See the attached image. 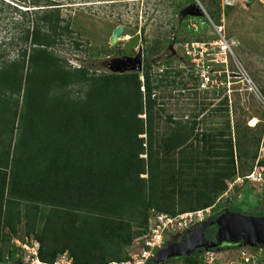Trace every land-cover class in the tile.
<instances>
[{
  "label": "trees",
  "instance_id": "16d2710c",
  "mask_svg": "<svg viewBox=\"0 0 264 264\" xmlns=\"http://www.w3.org/2000/svg\"><path fill=\"white\" fill-rule=\"evenodd\" d=\"M192 2L179 0L174 13ZM200 3L215 24L232 6ZM57 8H18L24 18L32 17L19 35L24 46L15 58H0V264L19 263L23 250L9 242L28 237L38 242L42 262L52 263L63 251L73 264L126 260L134 239L147 231L151 209L175 215L210 206L219 213L223 204L216 199L230 182L246 175L256 160L264 165V156L258 157L264 145L259 121L245 128L250 133L241 131L230 122L226 100L218 109L225 117L221 127L199 130L196 115L190 120L168 115L173 125L158 129L155 91L185 86L177 80L181 71L168 69L169 60L152 75L151 57L163 49L160 42L142 49L140 70L97 72L71 65L56 53L65 39H72L73 51L90 57L133 54L136 43L129 50H90L88 41L73 37ZM184 20H193L197 29ZM201 24H209L204 14H184L163 42L173 44L184 30L197 31ZM235 184L243 185L240 197L223 202L226 209L264 214V188L259 193L246 179ZM251 197L253 204L247 202ZM242 203H248L244 212ZM202 253L167 264H204Z\"/></svg>",
  "mask_w": 264,
  "mask_h": 264
},
{
  "label": "rangeland",
  "instance_id": "374dc122",
  "mask_svg": "<svg viewBox=\"0 0 264 264\" xmlns=\"http://www.w3.org/2000/svg\"><path fill=\"white\" fill-rule=\"evenodd\" d=\"M46 1L53 4L45 5L48 3ZM178 1L40 0V3L32 4L31 0H25L24 3L22 0H0V58L13 59L17 56L18 50L24 46L19 35L27 20L32 17L29 13V19L24 18L18 8H28L32 11V9L58 7L61 17L65 18L74 30L73 37L82 42L88 41L87 48L90 50H94L95 46L110 50L119 46L129 50L130 43L135 42V52L129 54L134 56L140 46L143 49L145 45L161 43L163 46L161 52L151 57L154 59L151 66L152 75L165 68V62L169 60L168 69L172 72L179 69L182 74L177 80L182 79L185 86L182 88L183 86L173 85L155 91L159 104L156 107L155 124L160 131L173 125L168 121V115L172 116V120L181 118L190 120L193 118L192 115H196L199 130L221 127L225 117H222V112L220 113L218 109L224 107L223 102L226 100L230 122L237 123L241 131L250 133V130L245 128L254 126L259 121L258 130L261 131L263 138L264 0H220L221 7L226 4L232 5L228 16L221 15L219 22L221 31L214 27L213 21L205 11L206 13L203 14L209 21L208 25L201 24V28L194 32L184 30L173 44L163 42L166 37L173 36L172 31L177 28L178 18L183 17L188 11L185 7L180 13H174ZM194 1H197L200 11H203L204 7L200 0ZM184 21L186 27H196L193 20ZM119 24L123 25V34L120 42L112 46L109 36ZM222 36L231 42V52L225 54L219 52L217 41ZM71 42L72 39H65L62 45L56 47V53L64 56L73 66L84 64L97 72L135 70L131 69V66L134 67L133 64L121 60L122 56L115 51L90 57L84 55L83 51H73L70 47ZM172 72L169 74L171 75ZM261 156H264V145L259 149L258 157ZM242 187L241 184H233L216 199V202L223 204L221 210L226 208L223 202L227 199L240 197ZM252 193L255 195L254 191ZM254 201L252 197L247 200L250 204ZM247 204H241L242 212ZM203 215L205 220L214 213L210 209L209 213L205 211ZM22 234L23 227L19 228V236ZM12 239L9 244H12ZM30 240L35 241L31 237L25 238L24 241ZM131 247L128 249L129 252L135 249ZM263 247L261 246L260 249ZM241 249L256 252L259 248L245 244L214 249L216 257L214 264H241L239 259ZM259 253L264 257L263 250H259ZM18 254L22 257L21 261L13 263L28 264L30 259H26L27 253L22 251Z\"/></svg>",
  "mask_w": 264,
  "mask_h": 264
},
{
  "label": "built area",
  "instance_id": "2783aa9c",
  "mask_svg": "<svg viewBox=\"0 0 264 264\" xmlns=\"http://www.w3.org/2000/svg\"><path fill=\"white\" fill-rule=\"evenodd\" d=\"M202 10L206 13L203 8ZM194 23H192V25H194ZM213 24L218 31L222 30L221 24ZM194 29H197V24ZM217 46L220 53L225 54L226 52H231V42L228 41L225 36H222V38L217 41ZM202 64L203 63H201V66ZM140 89L143 91V86H141ZM244 179L256 187L257 192H261L264 188V165L258 164L256 160L253 167L246 175L236 176L229 185L232 186L235 183H241ZM210 209L211 207L208 206L203 209L185 211L175 215L155 212L154 209H151L147 221V231L134 239L132 246L135 247V249L129 252V258L122 261H109L106 264H144L152 252L162 244L167 234L181 231L193 223L201 222L204 218V212L207 211L209 213ZM12 243L27 253L26 259H30L28 264H73L71 256L67 251L58 254L52 263L40 261L37 258L38 242L36 240L23 242L20 241L19 238H13ZM259 250L261 251L262 249L259 247L256 252L241 249L239 251L240 263L264 264V257L260 255ZM214 254V249L203 250L202 256L204 264H214L216 262Z\"/></svg>",
  "mask_w": 264,
  "mask_h": 264
},
{
  "label": "water",
  "instance_id": "95a60500",
  "mask_svg": "<svg viewBox=\"0 0 264 264\" xmlns=\"http://www.w3.org/2000/svg\"><path fill=\"white\" fill-rule=\"evenodd\" d=\"M186 13L191 16H199L204 11H200L197 1L192 2L186 7ZM123 34V25H117L109 36V42L112 46L118 44L120 40L112 42L116 38H120ZM121 60L130 62L134 65L131 69L140 70L142 67V47L140 46L134 56L123 55ZM121 72V71H120ZM210 224L217 226L214 234V240L207 239L204 236V230ZM194 240L195 243H189L181 246L180 252L170 253L168 256H184L188 255L196 248H203L204 250H217L221 247H235L243 246L245 244L251 247L264 246V214L253 215L245 214L238 211H230L223 209L212 220L206 219L200 225L197 232H191L184 237ZM183 238V239H184ZM182 239V241H183ZM177 242L175 245L181 243ZM163 260V258L161 259Z\"/></svg>",
  "mask_w": 264,
  "mask_h": 264
},
{
  "label": "flooded vegetation",
  "instance_id": "af4514ba",
  "mask_svg": "<svg viewBox=\"0 0 264 264\" xmlns=\"http://www.w3.org/2000/svg\"><path fill=\"white\" fill-rule=\"evenodd\" d=\"M217 214L214 213V215H212L211 217L209 216L208 218H210L212 220V218H214ZM203 221L204 220H202L201 222H198V223H193L181 231L167 234L165 236L162 244L156 250H154L152 252L150 257L146 260V262L144 264H167L169 261H172V260H175V259L182 257V256H171L170 257L168 255L170 253L180 252L179 247L185 242V240L183 238L186 237V235H189L194 230H198L199 225ZM216 229H217V226L215 224H210L204 230V236L207 239L214 240V234L216 232ZM211 230H213V231H211ZM182 239H183V241H182ZM180 241H182V242L175 245L177 242H180ZM203 250H204L203 248H196L194 251L201 252ZM162 258H163V260H161Z\"/></svg>",
  "mask_w": 264,
  "mask_h": 264
},
{
  "label": "bare ground",
  "instance_id": "6f19581e",
  "mask_svg": "<svg viewBox=\"0 0 264 264\" xmlns=\"http://www.w3.org/2000/svg\"><path fill=\"white\" fill-rule=\"evenodd\" d=\"M120 39H121V38L118 37V38L112 40V42L118 41V40H120ZM193 232H197V230H194ZM184 240H185V242H184L182 245H186V244H189V243H195L194 240L190 241V239H186V238H184ZM182 245H181V246H182ZM181 246L179 247V250H181Z\"/></svg>",
  "mask_w": 264,
  "mask_h": 264
}]
</instances>
